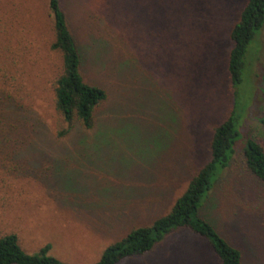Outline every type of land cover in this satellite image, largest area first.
Instances as JSON below:
<instances>
[{"label":"rangeland","instance_id":"1","mask_svg":"<svg viewBox=\"0 0 264 264\" xmlns=\"http://www.w3.org/2000/svg\"><path fill=\"white\" fill-rule=\"evenodd\" d=\"M247 1L68 0L85 79L110 100L97 110L95 130L57 139L51 83L60 58L50 49L45 2L0 0L3 232L17 231L28 253L50 245L65 264H95L134 228L167 214L210 160L214 129L233 109L230 32ZM260 41L262 62H251L252 83L243 85L249 108L239 141L246 133L264 145L257 119L264 83L254 76L264 73V31ZM202 215L241 250L244 264H264V184L247 171L242 147ZM121 264L221 263L204 240L179 230Z\"/></svg>","mask_w":264,"mask_h":264},{"label":"trees","instance_id":"2","mask_svg":"<svg viewBox=\"0 0 264 264\" xmlns=\"http://www.w3.org/2000/svg\"><path fill=\"white\" fill-rule=\"evenodd\" d=\"M44 2L52 23L50 49L60 58L59 70L51 83L53 107L60 121L53 137L64 139L79 127L92 132L97 127L96 112L110 100L109 93L100 85L85 79L82 71L85 55L71 28L68 0ZM263 31L264 0H248L230 32L232 48L228 57V73L234 91V105L227 119L214 129L210 160L192 177L187 189L167 214L151 225L134 228L123 239L105 249L95 264H121L130 258L145 256L179 230H187L204 240L221 264H244L241 250L204 218L202 211L217 183L230 168L238 147H242L247 171L264 184V145L246 133L244 140L239 141L249 108V103L243 99V85L245 82L252 83L248 77L251 62H257V65L262 62L260 38ZM86 50L95 60L93 65L102 69L100 56L91 48ZM127 67L129 70L128 63L116 67V75L120 74V68L127 70ZM254 76L264 83V73H254ZM257 86L264 101V87ZM170 119L173 121L174 117ZM257 119L264 127V116ZM116 123L121 125L122 122L119 119ZM50 253V245L37 253H28L17 231L3 232L0 228V264H65Z\"/></svg>","mask_w":264,"mask_h":264}]
</instances>
